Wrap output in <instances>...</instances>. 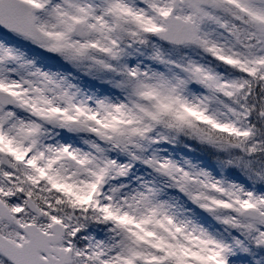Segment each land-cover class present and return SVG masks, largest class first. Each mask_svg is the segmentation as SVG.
Masks as SVG:
<instances>
[{"label":"snow or ice","instance_id":"6c2138e0","mask_svg":"<svg viewBox=\"0 0 264 264\" xmlns=\"http://www.w3.org/2000/svg\"><path fill=\"white\" fill-rule=\"evenodd\" d=\"M0 264H264V0H0Z\"/></svg>","mask_w":264,"mask_h":264}]
</instances>
